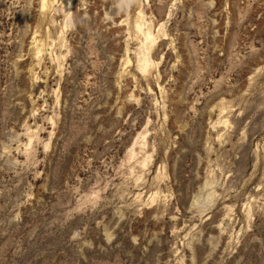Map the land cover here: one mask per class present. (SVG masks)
Instances as JSON below:
<instances>
[{
    "label": "rangeland",
    "instance_id": "rangeland-1",
    "mask_svg": "<svg viewBox=\"0 0 264 264\" xmlns=\"http://www.w3.org/2000/svg\"><path fill=\"white\" fill-rule=\"evenodd\" d=\"M0 264H264V0H0Z\"/></svg>",
    "mask_w": 264,
    "mask_h": 264
},
{
    "label": "clouds",
    "instance_id": "clouds-1",
    "mask_svg": "<svg viewBox=\"0 0 264 264\" xmlns=\"http://www.w3.org/2000/svg\"><path fill=\"white\" fill-rule=\"evenodd\" d=\"M135 0H125V8H130Z\"/></svg>",
    "mask_w": 264,
    "mask_h": 264
}]
</instances>
